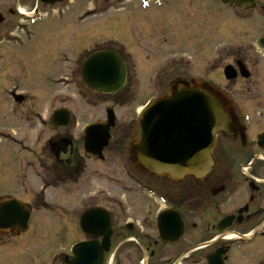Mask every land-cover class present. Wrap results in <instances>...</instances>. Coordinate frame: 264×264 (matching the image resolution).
<instances>
[{"label": "flooded vegetation", "instance_id": "flooded-vegetation-1", "mask_svg": "<svg viewBox=\"0 0 264 264\" xmlns=\"http://www.w3.org/2000/svg\"><path fill=\"white\" fill-rule=\"evenodd\" d=\"M49 1L0 0V96L10 100L14 94L22 96L16 107L25 109L14 112L31 124L30 131L52 125L40 119L35 106L26 107L27 97L10 91L7 84L15 75L11 69L23 79L29 76L32 49L56 60L55 66L71 67L66 74L53 75L57 82L71 83L80 79V68L89 56L114 52L126 72L119 101L133 88L130 67L142 65L136 63L143 58L141 42L150 38L158 50L151 52L153 56L144 50L150 66L158 63L154 54L159 53L170 56L167 60L180 71L184 68L159 96L177 82H194L232 119L227 132L216 135L208 174L185 175L172 182L149 176L126 161L121 175L129 180L119 181L118 200L107 202L102 191L96 197L87 195L85 209L106 210L111 219L104 264H264V0L248 11L227 0H62L51 5ZM156 13H166L161 22L183 34L139 28L145 15L151 18ZM30 18L33 26L28 25ZM37 25L40 29L33 32ZM78 26L82 28H74ZM102 32H110L107 41H97ZM171 51L179 54L172 56ZM190 67L193 72L187 71ZM51 138L52 167L74 165L75 142L66 133ZM132 141V134L115 139L119 155ZM9 189L0 186V202L6 198L25 202L22 181L17 192ZM33 200L32 209L48 204L41 196ZM61 221L32 218L22 234L1 228L0 264H71L69 248L75 243L101 246L100 228L87 234L79 219L67 220L66 228ZM67 234L79 238L64 242Z\"/></svg>", "mask_w": 264, "mask_h": 264}, {"label": "rangeland", "instance_id": "rangeland-1", "mask_svg": "<svg viewBox=\"0 0 264 264\" xmlns=\"http://www.w3.org/2000/svg\"><path fill=\"white\" fill-rule=\"evenodd\" d=\"M127 10L131 11L130 8ZM165 16H167L166 13H156L151 18H147L148 16L145 15L139 28L142 30L151 29L152 31L156 28H164L170 31L171 34H183L182 32L178 33L176 28H167L165 22H161L166 18ZM40 26L37 25L31 29L36 32L40 29ZM79 27L74 28L78 29ZM109 35H111L110 32H102L97 41H107ZM116 40L121 41L119 38H116ZM151 40L152 38L148 42L146 40L143 41L144 43L141 42L143 44L141 47L143 58H137L136 63L142 62V65L138 63L134 67H130L131 73L135 76L132 81L133 88L129 93L125 94L124 92L119 101L117 96L92 94L83 88L79 79L72 83L63 81L65 84L54 87L51 84V81L55 80L53 75L66 74V68L71 67L55 66L56 60L42 56L32 48V53L28 56L30 58L28 65L31 68L27 69L29 76L23 79L18 76L15 69H11V72L15 75L10 76L7 89L10 88L12 91L16 89L19 93H23L24 98L28 97L26 107L35 106L37 108L35 112L41 114L46 121H48L47 117L51 116V113L56 109L64 108L72 115V123L64 130H55L52 126L45 124L41 127L38 125L34 131H30L31 124L24 123L19 113L14 112V110L21 112L25 108L22 110L17 109L16 104L8 100L7 96L6 98L0 96V131H3L0 137V186L9 187V191L17 192L18 179L20 178L24 182L27 191L24 201L29 203L34 201V196L43 197L39 194V188L42 184L36 175L40 165L48 164L49 151L47 143L57 133H66L67 137L75 142L80 155L79 160L82 164L79 167L80 170H83L81 175L76 178L71 175L66 177V180H63L58 189L49 188L46 191L45 198L48 206L37 210L34 217L48 220H55L56 217L62 218L63 221L60 222V226L66 228L67 220H72L75 223L84 211V203L88 194L96 197L102 191L107 202H110L109 199L118 200L119 181L123 179L128 184L129 179L121 175L122 171L125 170L124 165L126 163L124 162H126L127 156L125 152L119 155L118 143L115 142V139L129 137L133 130L132 125L136 123V114L141 105L151 97L156 98L160 95L168 81L177 76H182L181 74L184 72L183 67V70L180 71V67L169 63L171 61L167 58L170 56L167 54L160 56L159 53H155L154 57L157 58L155 61L158 63L150 66V61L145 59L144 50L146 49V52L150 53L151 56H153L151 52L158 51L150 43ZM31 49H27V51ZM170 54L177 56L179 52L171 51ZM15 67L17 68V66ZM193 68L190 67L187 71L193 72ZM13 87L15 88L13 89ZM107 108H112L116 115V126L112 130L114 142L111 141L113 143H110L108 149L104 152L105 161L98 163L97 161L84 160L82 158V141L80 137L83 127L104 118ZM35 138L38 144H36ZM19 141H21V144ZM39 147H42V150ZM39 156H42L40 163L37 161ZM4 179L6 182L1 184ZM78 238L76 234L71 238L67 234L64 242H72L73 239ZM68 244L65 245V248Z\"/></svg>", "mask_w": 264, "mask_h": 264}, {"label": "water", "instance_id": "water-1", "mask_svg": "<svg viewBox=\"0 0 264 264\" xmlns=\"http://www.w3.org/2000/svg\"><path fill=\"white\" fill-rule=\"evenodd\" d=\"M228 1L247 9L253 7L256 0ZM81 76L86 88L99 93H112L123 84L124 66L113 53L94 54L82 66ZM198 88L194 82H177L163 97L146 106L129 151L130 161L139 171L173 182L185 175L209 173L214 135L226 133L232 119L213 102L211 95L201 93ZM51 118L57 127H66L70 123V117L64 110L54 113ZM114 120L113 112L107 110L105 122L87 125L81 136L84 157L102 159ZM30 219V209L24 204L7 200L0 205V228L6 223L4 226H15L14 234H20ZM80 226L86 233L100 228L98 235L103 237L102 245L94 242L77 244L71 264H103V254L109 249L108 215L101 210L87 211L81 217Z\"/></svg>", "mask_w": 264, "mask_h": 264}, {"label": "trees", "instance_id": "trees-1", "mask_svg": "<svg viewBox=\"0 0 264 264\" xmlns=\"http://www.w3.org/2000/svg\"><path fill=\"white\" fill-rule=\"evenodd\" d=\"M66 166V167H65ZM60 168V170H61V175L64 173V172H66V171H73V172H76L77 170H78V167H76V168H71V167H69V166H67V165H64L63 167H59Z\"/></svg>", "mask_w": 264, "mask_h": 264}]
</instances>
